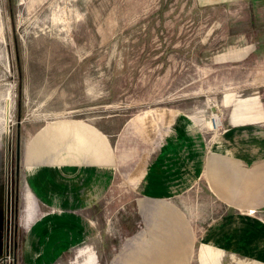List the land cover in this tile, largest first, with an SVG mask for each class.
<instances>
[{
	"label": "rangeland",
	"instance_id": "1",
	"mask_svg": "<svg viewBox=\"0 0 264 264\" xmlns=\"http://www.w3.org/2000/svg\"><path fill=\"white\" fill-rule=\"evenodd\" d=\"M246 22L240 0H0V264H200L207 157L264 149V39L229 57ZM31 140L66 208L50 238L23 219Z\"/></svg>",
	"mask_w": 264,
	"mask_h": 264
},
{
	"label": "crops",
	"instance_id": "2",
	"mask_svg": "<svg viewBox=\"0 0 264 264\" xmlns=\"http://www.w3.org/2000/svg\"><path fill=\"white\" fill-rule=\"evenodd\" d=\"M240 1L245 3L247 22L243 24L245 26L244 33L236 39L241 43H237L232 56H229L234 61H243V58L251 56L250 54L259 47L257 40L264 39V0ZM249 32L253 36L246 35ZM246 38L247 40L253 38L254 46L250 42L246 43ZM244 111H249L248 113L251 114L252 119H248L249 123L252 120V122H264V114L259 115L258 108H253L251 111L245 109ZM245 116L248 118L249 114ZM231 123V126H237L240 122L238 124ZM40 150L41 145L37 144L35 140H31L25 159L28 182L23 219L38 222L34 227V234L45 232V235L50 238V235H53L54 219L57 215L63 214L66 208L60 206V199L52 192L51 183L47 182L46 185L36 186L32 181L37 174L36 163ZM207 164H209L207 179L210 186L207 193H209L211 205L214 204V206L211 208L210 221L203 227L201 234L196 235L197 242L190 239L189 243H186L187 248H190L188 249L189 253L193 249L191 246L197 243L200 264H264V149L262 145L245 146V151L240 150V152L232 151V149L226 151L225 149L224 153L207 157ZM110 173L111 171H107L105 175V170L102 172L97 170L92 175L91 185L95 189L92 197H98L100 180L107 181ZM69 183L79 185L78 178L74 177V180ZM68 185L65 196L72 198V194H70L72 187H68ZM79 190L80 193L87 191L81 185ZM200 191L196 189L189 191L194 195L193 200L184 196V203H194L193 206L184 205L185 210L192 207L195 211L198 209H196L197 204L202 203ZM168 193H159V195L167 196ZM88 195L91 196L88 193L87 198H89ZM59 197L61 198L60 195ZM199 200L201 201L197 202ZM75 206V208L73 207L74 211L81 208L79 205ZM74 211L72 210V212ZM197 217L195 215V222ZM194 220L185 217L189 226L197 227L198 224L192 223ZM186 233L188 234V231ZM190 234L192 235L191 232ZM188 256L192 258V255Z\"/></svg>",
	"mask_w": 264,
	"mask_h": 264
},
{
	"label": "bare ground",
	"instance_id": "3",
	"mask_svg": "<svg viewBox=\"0 0 264 264\" xmlns=\"http://www.w3.org/2000/svg\"><path fill=\"white\" fill-rule=\"evenodd\" d=\"M218 121V120H217Z\"/></svg>",
	"mask_w": 264,
	"mask_h": 264
}]
</instances>
